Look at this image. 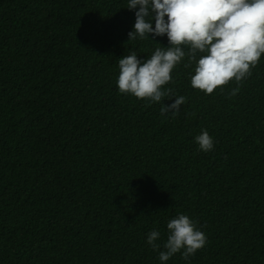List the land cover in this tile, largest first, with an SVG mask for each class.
Returning <instances> with one entry per match:
<instances>
[{"label": "trees", "instance_id": "16d2710c", "mask_svg": "<svg viewBox=\"0 0 264 264\" xmlns=\"http://www.w3.org/2000/svg\"><path fill=\"white\" fill-rule=\"evenodd\" d=\"M126 7L0 0V264H159L147 234L163 250L180 213L208 240L190 264H264V57L211 95L178 66L166 87L186 102L162 115L116 85L119 59L169 46L130 41Z\"/></svg>", "mask_w": 264, "mask_h": 264}, {"label": "clouds", "instance_id": "9594fccd", "mask_svg": "<svg viewBox=\"0 0 264 264\" xmlns=\"http://www.w3.org/2000/svg\"><path fill=\"white\" fill-rule=\"evenodd\" d=\"M126 9L136 17L130 41L166 36L169 46L157 44L143 61L135 52L119 59L116 85L123 95L161 104L162 115H179L186 102L166 87L178 66L191 69L193 89L211 95L232 82L242 84L264 57V0H127ZM238 92L239 87L233 88L231 96ZM165 97L175 100L165 105ZM194 139L199 151L215 150V138L206 129ZM166 227L163 250L161 231L154 228L147 234V244L159 252V264L177 254L190 264V257L208 243L198 221L186 214H178Z\"/></svg>", "mask_w": 264, "mask_h": 264}]
</instances>
